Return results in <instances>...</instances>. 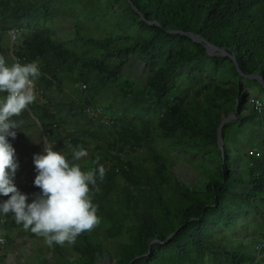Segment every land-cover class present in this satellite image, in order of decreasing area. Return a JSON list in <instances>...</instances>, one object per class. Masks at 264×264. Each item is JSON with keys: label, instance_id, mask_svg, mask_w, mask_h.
<instances>
[{"label": "trees", "instance_id": "trees-1", "mask_svg": "<svg viewBox=\"0 0 264 264\" xmlns=\"http://www.w3.org/2000/svg\"><path fill=\"white\" fill-rule=\"evenodd\" d=\"M124 1L129 14L122 32L77 36L82 45L100 51L97 55L69 46L44 30L40 21L59 11L58 0L0 1V42L3 32L12 29L17 39L21 34L13 52L22 64L38 63L41 75L36 81L45 89L55 85L61 90L68 59L81 68L101 66L115 58V67L104 70V79L114 81L120 66L135 56L150 71L144 94L148 88L145 96L153 99L157 111L162 110L152 126L148 119L134 123L122 113L113 117L105 108L109 121L103 126L113 140L103 145L90 144L94 133L87 126L66 133L57 121L62 111L59 103L29 105L54 150L70 159L72 148L82 146L88 152L79 161L84 170L95 167L97 155L106 169L103 182L97 181L100 192L94 195L100 223L77 237L72 244L77 255L68 254L66 260L73 264H205L209 255L219 264H255L253 255L220 245L211 234L220 226L234 224L238 212L253 211L262 220L264 236V209L260 206L264 205V109L247 106L244 83L252 78L240 75L229 56L208 54L204 43L233 55L243 74H258L264 94V0H131L143 19ZM32 7L39 12V21L34 23L25 18ZM187 32L202 42L194 41ZM185 65L188 78L198 85L169 102L165 99L171 84ZM81 78L86 85L84 102H93L98 80H88L86 75ZM67 109L72 118L95 120L84 111L81 97L77 107ZM232 113L235 116L220 129L227 145L222 158L218 127ZM249 121L260 131L257 151L249 155L247 170L237 171L228 141L236 143L249 128ZM155 138L167 139L171 149L189 155L212 148L220 164L202 173L197 186L188 185L173 171L165 149L152 145ZM128 145L149 154L137 163L122 160L120 153ZM147 160L152 167L145 164ZM36 174L28 187L32 195L41 191L34 185ZM8 198L0 195L2 201ZM32 198L34 195L27 202ZM7 219L0 223L2 232L10 226Z\"/></svg>", "mask_w": 264, "mask_h": 264}, {"label": "rangeland", "instance_id": "rangeland-1", "mask_svg": "<svg viewBox=\"0 0 264 264\" xmlns=\"http://www.w3.org/2000/svg\"><path fill=\"white\" fill-rule=\"evenodd\" d=\"M58 5V12H53L47 16L46 20L40 21V24L44 22V30L65 44L87 50L94 55L100 54V51L82 45L77 36L102 37L107 34L120 33L128 21V3L124 0H58ZM85 16H88L89 20L85 19ZM25 18L30 23L39 21L38 10L34 7L30 8ZM80 23L82 25H79ZM20 38L22 39L21 34L18 39L16 36V41H13L8 31L2 33L0 55L5 57L9 65L18 60L13 51ZM116 62L117 59L111 58L105 60L101 66L89 64L77 68L75 63L68 59L61 90L55 85L45 89L42 84L35 81L37 99L31 105L48 103L49 101L59 103L62 111L57 117V121L62 124L66 133L71 132L73 127L87 126L94 133V137L90 139V144L97 141L103 145H108V142L113 139L108 132V127L103 126L106 125L105 123L96 120L93 122L87 118L75 119L68 114V107L78 106L81 97L78 87L80 83H85L81 76L86 75L88 80H98V91L93 102L103 105L111 116L114 117L122 113L125 119L134 123L148 119L153 126L162 110L157 111L153 99L144 94L150 71L137 57L131 56L120 66L116 80H105L104 70L114 68ZM187 70L186 65L180 69L174 83L171 84L170 94L166 96V99L164 98L165 100L175 101V97L191 91L198 85V81H191L188 78ZM201 74L203 79L207 78L206 71ZM244 86L249 94L247 106L253 107V99L264 96V94L260 91L258 81L255 78L245 82ZM4 96V93H0V99ZM26 109L28 111L26 114L22 112L20 116L13 117L15 120L22 121V124L19 129H14L17 132L16 138H8L15 148L19 163L15 176L32 165L34 154L42 153L45 143L50 144L44 136L40 123L30 112L29 106ZM232 118H228L225 122H230ZM248 124L249 128L244 130L236 143L228 141L231 152L234 153L232 162L237 171L247 170L246 167L250 166L249 155L257 151L260 131L258 128L256 129V123L249 121ZM151 143L154 147L165 149L173 171L191 186L199 184L202 173H206L220 164L212 148L205 152L189 155L180 150L171 149L167 139L155 138V141ZM225 146L227 147L226 144H223V150ZM148 154V150L145 152L143 148L138 149L128 145L123 148L120 157L122 160L137 163L145 159ZM145 164L149 167L153 166L150 160H147ZM120 183H122L121 179ZM95 201L96 199L93 197V202L95 203ZM260 206L264 209V205ZM7 218L10 226L3 227L7 246L4 253L0 254V264H73L66 260L68 254L75 257L77 255L72 244L69 245L66 242L63 246L54 244L52 247H48L43 237L36 236L30 230H24L22 225H17L11 214ZM211 237L215 242L229 249L237 248L253 255L255 264L264 262L263 223L253 211L238 212L234 224L229 227L220 226L212 231ZM220 260L219 262H221ZM205 264L219 263L207 255Z\"/></svg>", "mask_w": 264, "mask_h": 264}, {"label": "clouds", "instance_id": "clouds-1", "mask_svg": "<svg viewBox=\"0 0 264 264\" xmlns=\"http://www.w3.org/2000/svg\"><path fill=\"white\" fill-rule=\"evenodd\" d=\"M41 75L37 62L22 64L19 60L9 65L0 55V195L9 197L0 202V214H11L17 225L43 237L45 244L63 246L74 244L77 237L91 231L100 223L98 204L93 197L100 192L97 183L103 182L106 169L100 164V156L93 161L95 167L84 170L79 163L88 156L87 150L77 145L71 158L45 143L42 153L34 154L36 176L34 185L41 191L35 193L31 203L14 183L19 168L16 151L9 137L16 138L14 129L21 127L18 117L37 95L35 81ZM259 111L264 105L252 101ZM5 241L0 238V244Z\"/></svg>", "mask_w": 264, "mask_h": 264}, {"label": "built area", "instance_id": "built-area-1", "mask_svg": "<svg viewBox=\"0 0 264 264\" xmlns=\"http://www.w3.org/2000/svg\"><path fill=\"white\" fill-rule=\"evenodd\" d=\"M8 33L12 37L13 41H16V33L14 30H9ZM79 91L81 93L82 103L84 111L91 116L95 120H99L102 123H108L109 121V114L106 111L105 107L99 104H96L95 102H84V94L86 91V85L85 83L79 84ZM149 94V89H145V95L147 96ZM259 100L261 105H264V99L261 97H255L253 101ZM254 107L256 108V105L253 103ZM257 109V108H256ZM264 107H262L259 111H262ZM35 175V167L34 163L30 167H28L26 170L22 171L20 174L14 177V183L17 186L18 190L27 195L28 197H33L32 194L28 193V187L31 184V179ZM7 219V216L1 215L0 221L4 222ZM0 238H2L5 243L0 244V254L4 253L6 246H7V239L5 237L4 232L0 231Z\"/></svg>", "mask_w": 264, "mask_h": 264}, {"label": "water", "instance_id": "water-1", "mask_svg": "<svg viewBox=\"0 0 264 264\" xmlns=\"http://www.w3.org/2000/svg\"><path fill=\"white\" fill-rule=\"evenodd\" d=\"M131 7L133 8L134 11H136L137 13H139L140 17L143 19V16L141 14V12H139L138 8L136 6L133 5V3L131 2V0H128ZM149 23H152L151 21ZM187 35H189L194 41L196 42H202V39L200 37H198L197 35H195L194 33L192 32H187L186 33ZM204 46L206 48V51L208 54H214V53H217V54H221V55H226V56H229L233 63L235 64V67L238 71V73L242 76H245V77H250V78H255L257 81L259 82H262L261 80V77L258 75V74H243L238 65H237V62H236V59L233 55L231 54H228V52L224 49V48H220V47H217L213 44H210L208 42L204 43ZM235 116V113H232L226 117H224L220 124H219V127H218V146H219V149H220V152H221V155H222V158L224 157V150H223V139L221 137V134H220V129H221V126L223 125V123L228 119V118H231V117H234ZM172 234V233H171ZM97 264H107L105 261H102V262H98Z\"/></svg>", "mask_w": 264, "mask_h": 264}]
</instances>
